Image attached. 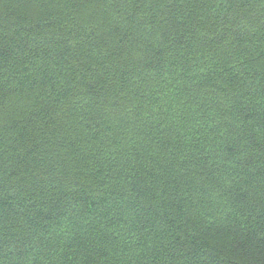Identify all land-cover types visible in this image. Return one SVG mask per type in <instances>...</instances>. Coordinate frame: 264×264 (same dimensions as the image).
<instances>
[{
  "label": "trees",
  "instance_id": "obj_1",
  "mask_svg": "<svg viewBox=\"0 0 264 264\" xmlns=\"http://www.w3.org/2000/svg\"><path fill=\"white\" fill-rule=\"evenodd\" d=\"M0 264H264V0H0Z\"/></svg>",
  "mask_w": 264,
  "mask_h": 264
}]
</instances>
